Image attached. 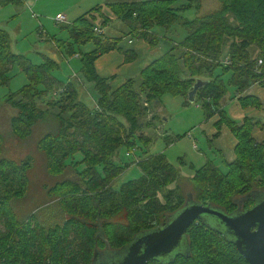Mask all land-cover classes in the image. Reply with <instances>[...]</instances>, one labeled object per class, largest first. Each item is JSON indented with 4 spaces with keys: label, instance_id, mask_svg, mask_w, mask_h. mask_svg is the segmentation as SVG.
<instances>
[{
    "label": "trees",
    "instance_id": "16d2710c",
    "mask_svg": "<svg viewBox=\"0 0 264 264\" xmlns=\"http://www.w3.org/2000/svg\"><path fill=\"white\" fill-rule=\"evenodd\" d=\"M0 2L21 4L24 0ZM173 2H107L64 22L62 28L69 33V39L58 42L67 54L79 56L81 44L95 45L80 55L79 79L94 83L96 107L77 97L78 90L71 79L64 81L55 74L57 61L44 56L43 62L35 63L27 55L15 53L9 33L0 28V87L9 86L10 70L15 64L28 79L6 96L16 110L11 119L12 133L25 139L36 123L49 119L51 109L38 105L47 98V106L59 109L52 115L57 127L38 140L46 169L50 175L62 177L70 175L72 166L78 174L75 178H79H56L52 185L50 194L65 214L59 223L47 226L39 221L36 212L19 220L13 205L17 207L29 191L32 161L28 157L10 158L0 132V264H93L101 253L121 252L139 234L171 221L191 199L177 183L182 180L178 167L164 153L145 154L131 162L140 167L141 176L115 189L113 182L131 166L116 163L115 155L121 147L133 150L138 139L146 146L154 139L143 133L144 128L154 127L142 119L149 110L142 96L149 105L161 102L165 94L186 97L190 102L189 92L198 79L206 83L198 88L195 101L201 103L206 118L220 114L217 124L225 123L237 143L235 159L226 162L224 168L212 160L192 167V200L233 215L251 208L264 195V140L253 135L257 122L246 117L238 123L222 107L228 85L235 88L234 94L254 83L264 85V0H220L217 8L193 19L186 18L183 12L200 8L201 0H189L180 6H173ZM110 13L129 26V36L142 38L151 47H160L164 40L170 42V47L144 67L138 77L117 87L112 84L113 77L100 76L95 68V60L118 48L122 38L98 31L110 24ZM176 24L179 25L174 28ZM157 27L169 32L180 28L186 36L178 42L170 40L159 34ZM52 41L56 42L54 38ZM130 51H124L129 61L135 58ZM248 98L243 97L245 101ZM153 118L160 116L155 114ZM164 138L170 145L179 137ZM77 152L83 156L77 162L84 164L82 171L69 161ZM147 264L248 261L220 224L199 218L187 230L177 252Z\"/></svg>",
    "mask_w": 264,
    "mask_h": 264
},
{
    "label": "rangeland",
    "instance_id": "374dc122",
    "mask_svg": "<svg viewBox=\"0 0 264 264\" xmlns=\"http://www.w3.org/2000/svg\"><path fill=\"white\" fill-rule=\"evenodd\" d=\"M72 1L75 2L77 0H49L46 5L48 13L40 12L37 6L34 7L30 5L26 0L21 4H4L0 2V28L5 29L10 34L11 49L15 53L25 54L35 63L43 62L45 60L44 56H48L57 61L59 66L55 70V74L64 81L71 79L72 83L77 87V97L90 107H96L97 96L94 83L86 82L83 78L79 79L82 75L80 70V55L92 50L95 45L93 42L81 44L78 47L79 56H71L65 52L64 47L60 46V42H58V40H68L69 33L66 29L62 28L64 23L58 24L54 19L56 15L59 14L57 11L64 8L66 9ZM123 1L134 0H90L91 3L84 12H87L97 5H104L107 2L115 3ZM188 1L189 0H174L173 6H180L186 4ZM201 3L202 6L200 8L192 7L183 12V15L188 19H193L197 16L206 14L217 8L220 4V0H201ZM62 14L66 15L64 12ZM80 14L82 13H77L70 20L68 19L70 17L66 16V23L73 21ZM110 15L112 17L110 24L102 29L105 31V35L113 38L129 36V26L114 14L110 13ZM178 25L179 24H176L173 27L175 28ZM156 31L161 35L167 36L170 40L177 42L186 36L185 31L183 30L182 34L180 28H177L175 32H169L163 28L157 27ZM53 38L56 42L52 41ZM10 75L12 78L9 86L0 87V132L5 138L6 154L10 158L20 160L28 157L32 161L29 191L25 198L22 199L23 201L17 204V207L13 205V209L19 220L36 212L41 223L47 226L54 225L59 223L65 215L58 201L52 198L50 194L53 183H56L54 181L56 178L62 180L64 178L67 179V177L79 180V178H75L78 177V174H76L72 166L69 171L71 172L70 175H68L69 173L62 177L50 175L45 166V156L38 148L40 136L57 127L56 120L52 115L57 113L59 108H53L51 105L47 106V98L42 102L39 101V107L44 109L49 107L51 109L49 113L51 115L50 118L36 123L31 135L27 138L19 139L15 137L11 129V119L16 113V110L6 101V96L9 92L18 90L21 86L26 84L28 79L26 74L19 70L16 64L10 70ZM225 79H227V76H225ZM234 91L235 88L232 85H228L227 95L233 94ZM141 99L142 103L149 109L147 116L142 119L146 122H152V127H154L153 129L144 128L143 133L154 137V139L149 141L150 143L148 146L138 139L136 141V147L133 150H129L126 147L119 148L115 155L116 163L124 165L141 159L145 154L164 153L179 169L182 180L177 183L181 185L185 194L190 195L189 198H194V185L189 179L194 172L192 167L198 168L205 162L212 160L221 168H224V165L220 163L221 160L215 157L216 155L212 154L214 152V150L210 148L213 147L212 144L200 134L198 122H200V120L202 121L204 117L201 103L198 101L188 102L186 97L173 96L170 94L163 95L161 102L155 101L150 105L144 101V96H142ZM155 114L159 115L160 119H154L153 116ZM166 135L179 138H176L174 143L167 145L164 138ZM204 150L206 153H202ZM145 151H147V153H145ZM82 157V154L77 152L69 158V161L80 171L83 170L84 164H77V162H79ZM141 174L142 171L140 167L135 163L133 165L131 163V166L116 178L113 182V187L119 189L124 182L138 178ZM263 197L264 195L260 196V199ZM190 203L191 200H189L187 204ZM211 219L212 217L207 216V220L211 221ZM116 259L115 256L112 257L111 253L103 252L94 260L93 264L112 263L115 262Z\"/></svg>",
    "mask_w": 264,
    "mask_h": 264
},
{
    "label": "crops",
    "instance_id": "0c3cea01",
    "mask_svg": "<svg viewBox=\"0 0 264 264\" xmlns=\"http://www.w3.org/2000/svg\"><path fill=\"white\" fill-rule=\"evenodd\" d=\"M26 1L34 7L37 6L40 12L48 13L46 5L49 0ZM90 3V0L72 1L66 9H60L57 13H66V16L70 17L68 18L70 20L77 13L83 14ZM169 43V40H164L161 42L160 47H151L142 38H137L132 35L123 36L119 43L120 48L112 49L95 60L96 71L100 76L113 77L111 80L112 84L117 87L129 78L138 77L144 67L170 47ZM126 50H131L129 53H135L133 60L129 61L126 59V53L124 52ZM263 86L254 83L240 94L233 93L227 95L222 102V107L226 110V113L236 122L242 123L246 117H250L254 122H257L253 128V135L259 141L264 140ZM246 96H250L247 101L243 99ZM203 116L202 121L200 120L198 122L199 130L201 136L205 137L206 140L208 139L212 144L213 147H210L214 150L212 154L216 155L215 157H218L221 160L220 163L223 165L226 162L228 163L234 160L237 139L232 131L225 123L217 124L221 118L220 114H215L211 118H206L205 114ZM202 153H206V151L204 150Z\"/></svg>",
    "mask_w": 264,
    "mask_h": 264
},
{
    "label": "water",
    "instance_id": "95a60500",
    "mask_svg": "<svg viewBox=\"0 0 264 264\" xmlns=\"http://www.w3.org/2000/svg\"><path fill=\"white\" fill-rule=\"evenodd\" d=\"M205 83L201 79L196 81L188 95L190 102L195 101L198 88ZM207 216L228 233L248 264H264V197L233 215L192 200L165 226L139 234L121 252L111 254L117 258L115 262L98 264H147L152 259L171 256L182 247L189 227Z\"/></svg>",
    "mask_w": 264,
    "mask_h": 264
},
{
    "label": "built area",
    "instance_id": "2783aa9c",
    "mask_svg": "<svg viewBox=\"0 0 264 264\" xmlns=\"http://www.w3.org/2000/svg\"><path fill=\"white\" fill-rule=\"evenodd\" d=\"M57 23H64L67 21V17L65 14L59 13L56 15L55 19H54ZM99 32H103L102 29H98ZM226 63H228V59L225 60ZM259 63H262V60H259Z\"/></svg>",
    "mask_w": 264,
    "mask_h": 264
}]
</instances>
